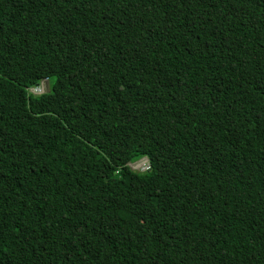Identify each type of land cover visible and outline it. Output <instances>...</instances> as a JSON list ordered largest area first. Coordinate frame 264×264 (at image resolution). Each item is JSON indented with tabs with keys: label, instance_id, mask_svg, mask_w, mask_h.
Returning <instances> with one entry per match:
<instances>
[{
	"label": "trees",
	"instance_id": "obj_1",
	"mask_svg": "<svg viewBox=\"0 0 264 264\" xmlns=\"http://www.w3.org/2000/svg\"><path fill=\"white\" fill-rule=\"evenodd\" d=\"M0 264H264V0H0Z\"/></svg>",
	"mask_w": 264,
	"mask_h": 264
},
{
	"label": "bare ground",
	"instance_id": "obj_2",
	"mask_svg": "<svg viewBox=\"0 0 264 264\" xmlns=\"http://www.w3.org/2000/svg\"><path fill=\"white\" fill-rule=\"evenodd\" d=\"M43 86V85H42ZM41 86V87H42ZM40 89V88H38ZM41 90V89H40ZM39 90V91H40ZM43 91V90H42ZM43 92H47V91H43ZM40 92V93H43ZM146 159V160H145ZM128 165L133 169V170H140V168H143L144 170H147L150 168V160L148 156H142L141 158L135 160V161H131L128 163Z\"/></svg>",
	"mask_w": 264,
	"mask_h": 264
},
{
	"label": "rangeland",
	"instance_id": "obj_3",
	"mask_svg": "<svg viewBox=\"0 0 264 264\" xmlns=\"http://www.w3.org/2000/svg\"><path fill=\"white\" fill-rule=\"evenodd\" d=\"M54 78L51 79V82H53ZM39 86H36V87H33V91L36 93V94H41L40 92L42 90H45V91H49V86H50V81L48 78H44L40 81V83H38ZM43 85V86H42ZM42 86V87H41ZM40 88V89H38ZM40 90V91H39ZM146 160V159H145ZM139 171H143V168H140Z\"/></svg>",
	"mask_w": 264,
	"mask_h": 264
}]
</instances>
